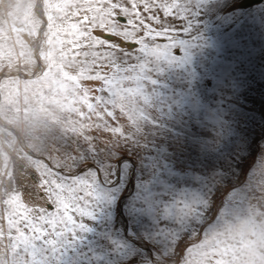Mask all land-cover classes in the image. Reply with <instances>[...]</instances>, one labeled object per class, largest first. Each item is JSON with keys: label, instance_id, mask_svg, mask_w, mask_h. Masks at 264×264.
Listing matches in <instances>:
<instances>
[{"label": "snow or ice", "instance_id": "obj_1", "mask_svg": "<svg viewBox=\"0 0 264 264\" xmlns=\"http://www.w3.org/2000/svg\"><path fill=\"white\" fill-rule=\"evenodd\" d=\"M149 3L103 32L122 60L90 111L116 142L72 138L75 171L16 214L13 264H242L222 229L264 187V0Z\"/></svg>", "mask_w": 264, "mask_h": 264}, {"label": "rangeland", "instance_id": "obj_2", "mask_svg": "<svg viewBox=\"0 0 264 264\" xmlns=\"http://www.w3.org/2000/svg\"><path fill=\"white\" fill-rule=\"evenodd\" d=\"M128 2L53 0L49 7L44 0H0V261L4 264L18 258L15 241H9L16 214L46 207L47 199L40 196L42 184L59 178V172L75 171L68 147L70 141L76 146L72 138L94 135L98 144L107 145L117 140L100 111L103 106L90 111L95 103L91 97L107 87L122 60L121 53L96 32L110 30L116 9ZM161 8L162 0H150L146 11L159 15ZM41 11L43 18L33 23L32 16ZM45 29L53 32L51 37L42 33ZM256 193L222 229L242 264H264V187L257 186ZM170 264H176L175 258Z\"/></svg>", "mask_w": 264, "mask_h": 264}, {"label": "bare ground", "instance_id": "obj_3", "mask_svg": "<svg viewBox=\"0 0 264 264\" xmlns=\"http://www.w3.org/2000/svg\"><path fill=\"white\" fill-rule=\"evenodd\" d=\"M45 1V6H49V4L53 1V0H44ZM51 1V2H50ZM251 2V0H247V3H250ZM51 5V4H50ZM53 5V4H52ZM55 5V4H54ZM41 7V6H40ZM50 7V6H49ZM47 8V7H46ZM48 9V8H47ZM39 11V10H38ZM40 12V11H39ZM38 12V13H39ZM42 12H43V14H42ZM33 15V14H32ZM37 15V14H36ZM38 16V17H37ZM36 17H34V16H32L33 18V20H35L33 23H38V21H40V19H42L43 18V16H44V11H41V13H40V15H37ZM30 20V19H29ZM47 24H48V26H50V22H47ZM103 32L104 31H102V30H99V31H97L96 32V34L97 35H99L100 37H102L103 38ZM42 33H45L46 35L49 33V35H50V37H51V35L53 34V32L52 31H48V30H44ZM45 39H47V37H45ZM49 39V38H48ZM103 40H106V39H103ZM108 40H106V42H107ZM45 43H48V41L46 40V42ZM107 43H109V41L107 42ZM113 43H119V41H115V42H113ZM110 44V43H109ZM32 45V44H31ZM43 45V44H42ZM45 47V46H44ZM46 50H47V48H46ZM44 51V50H43ZM47 66V65H46ZM84 86V85H83ZM86 88V90L88 91V92H91V93H95L96 94V92L97 91H95V90H92V87H85ZM98 93V92H97ZM99 95V94H98Z\"/></svg>", "mask_w": 264, "mask_h": 264}, {"label": "water", "instance_id": "obj_4", "mask_svg": "<svg viewBox=\"0 0 264 264\" xmlns=\"http://www.w3.org/2000/svg\"><path fill=\"white\" fill-rule=\"evenodd\" d=\"M246 2H247V0H246Z\"/></svg>", "mask_w": 264, "mask_h": 264}]
</instances>
